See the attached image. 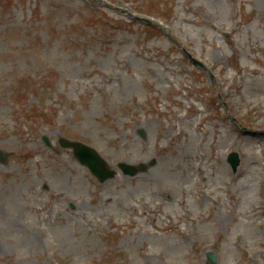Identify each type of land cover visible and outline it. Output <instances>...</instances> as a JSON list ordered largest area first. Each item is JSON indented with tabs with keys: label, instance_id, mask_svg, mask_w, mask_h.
<instances>
[{
	"label": "rangeland",
	"instance_id": "374dc122",
	"mask_svg": "<svg viewBox=\"0 0 264 264\" xmlns=\"http://www.w3.org/2000/svg\"><path fill=\"white\" fill-rule=\"evenodd\" d=\"M0 150V264H264V0H0Z\"/></svg>",
	"mask_w": 264,
	"mask_h": 264
},
{
	"label": "water",
	"instance_id": "95a60500",
	"mask_svg": "<svg viewBox=\"0 0 264 264\" xmlns=\"http://www.w3.org/2000/svg\"><path fill=\"white\" fill-rule=\"evenodd\" d=\"M46 144L50 145V142L47 138H45ZM61 144L64 147H72L75 152V156H78L81 163L86 164L90 167L92 172L99 177L101 181H105L111 177H113L116 173V171L111 170L109 171L106 166L105 160L101 157V155H98V153L91 147L83 145L80 142H71L67 139H62ZM0 158H3V153L0 150ZM233 160L234 168L239 164L240 159L238 158L237 154H232L230 157ZM121 169L124 171L125 174L133 175L137 173L139 170H142L143 168H137L135 166H130L123 164L120 166ZM214 259V256H212Z\"/></svg>",
	"mask_w": 264,
	"mask_h": 264
}]
</instances>
